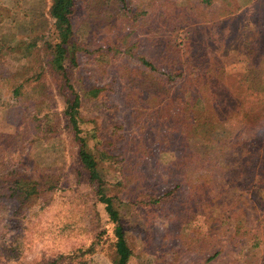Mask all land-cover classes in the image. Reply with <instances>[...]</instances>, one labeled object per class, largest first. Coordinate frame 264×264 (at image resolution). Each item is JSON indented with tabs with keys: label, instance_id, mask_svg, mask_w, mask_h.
<instances>
[{
	"label": "rangeland",
	"instance_id": "1",
	"mask_svg": "<svg viewBox=\"0 0 264 264\" xmlns=\"http://www.w3.org/2000/svg\"><path fill=\"white\" fill-rule=\"evenodd\" d=\"M47 1L45 9V3H39L42 14L23 16L18 12L19 0H0V25L15 18L24 33L48 34L52 26L48 16L51 2ZM77 8L74 29L77 44L83 50L78 52L75 66L68 63V72L71 83L86 98L82 116L85 135L90 133L93 137L91 150L96 157L102 152L113 156L109 163H102L109 187L114 188L110 195L132 202L122 211L126 240L132 251L129 264H264V177H256L255 189L251 187L249 193L239 181L241 175L248 174L243 161L248 166L257 164L264 168V156L258 155L260 160L251 159L255 154L252 138H262L264 134L258 135L261 129L243 123L242 116L226 123L235 140L248 139L247 148L243 155L227 154L230 155L227 171L219 169L214 176L220 184L229 180L230 193L221 198L229 196L233 202L243 194L248 203L233 211L238 214L230 215L228 210L218 209L209 214L208 202L201 205L199 189L191 191L192 186L207 181V174L196 168L185 173L177 162L178 157L188 156L189 151L207 159L212 147L196 137L164 134L175 120L187 124L188 110L185 106L181 116L174 114L173 108L165 110L168 99L156 94L161 93L166 78L137 60L144 56L170 72L168 61L181 62L192 56L195 48L210 39L208 31H216L218 35L237 34L234 24L225 20L228 13L239 14L240 21L249 10L264 15V0H210V3L125 0L117 8L110 6L100 12L88 11L84 0H77ZM240 29L244 36L248 34L246 25ZM119 38H127L135 46L132 55L116 54V48L111 50ZM251 44L256 47L253 40ZM1 45V166L12 170L21 153L36 154L38 164L25 162L22 172L37 177L44 169L48 174L51 168L50 173L60 186L18 214L13 203H0V251L4 256L0 262L24 264L46 255L41 260L53 261L63 256L65 261L58 264H77L70 256L88 246L108 218L94 189L85 178L78 180V145L62 113L61 78L54 77L45 65L43 50L26 54L7 47L6 43ZM216 48L214 45L209 54H217ZM227 53L225 62L232 65L227 70L237 78H244V87L260 97L263 103L260 115L264 118V67L250 69L243 62L245 56L241 50L227 47ZM184 80L175 87L166 84L164 89L175 94ZM18 85L22 86L19 98L14 95V86ZM94 87H102L103 91L97 98L86 97V91ZM232 178L238 183L230 181ZM120 182L124 187L118 186ZM177 184H181L180 188L159 205L137 203L149 200L150 196H160ZM231 205L234 203L224 207ZM241 209L244 213H240ZM210 217L218 220L212 223ZM238 220H243V232L248 233L245 237L234 236V223ZM111 245L98 247L90 256V264H112ZM218 251L221 253L210 260Z\"/></svg>",
	"mask_w": 264,
	"mask_h": 264
},
{
	"label": "trees",
	"instance_id": "2",
	"mask_svg": "<svg viewBox=\"0 0 264 264\" xmlns=\"http://www.w3.org/2000/svg\"><path fill=\"white\" fill-rule=\"evenodd\" d=\"M22 1L19 0L18 12L23 16H29L33 13L42 14L43 11L39 8L41 7L39 3H45V9L46 2H48L47 0L45 2H43L44 0H31L30 3ZM50 2L48 16L51 19L52 27L48 34L30 35L24 33L19 29L18 20L9 18L3 26L0 25V30L4 29L7 31L0 33V47L3 46L1 45L2 43H6L7 47L18 51L23 50L26 54L39 50L44 51L43 60L45 65L49 66V70L54 77L59 76L61 78L59 79V91L62 94L64 105L62 113L67 119L68 127L74 132V141L78 145L80 164V168L77 171L78 180L85 178V181L94 189L93 192L97 201L104 205V211L108 218L107 222L102 225V229L99 228L97 234L92 236V242L88 246L80 248L77 251L78 254H73L70 258L76 261L77 264H90V256L97 252L98 247L109 246V243H111L114 256L112 264H129L132 251L127 244L122 211L126 206L131 205L132 202H123L124 200L119 196L110 195L111 189L114 188L110 189L109 187L102 163H109L113 156L102 152L99 157H96L94 151L91 150L90 139L93 137L90 133L85 135L82 116V107L86 98L71 83L72 79L68 72V63L75 66L78 52L83 50L77 44L74 29V19L78 9L77 0H50ZM124 2L125 0H84L87 10L91 12L106 11L110 6L117 8ZM203 2L210 3V0H203ZM15 8L17 9L16 6ZM228 15L225 20L234 24L237 34L218 35L216 31H208V38L213 41L211 42L208 39L203 45L195 48L194 54L185 61H168L170 72L160 69V67L154 65L144 56H139L137 60L142 66L149 68L153 72L160 73L166 78V83L163 85L161 93L156 94L168 99V104L164 107L165 110L173 108L174 114L178 116L183 114L182 110L185 106L188 110L189 122L183 125L179 120H175V123L169 127L168 131L165 130L164 134L171 135L172 132L178 135L182 134L188 139L196 137L204 145L212 147V152L207 159L200 158L193 151H191L192 153L189 151L188 156L181 155L178 157V167L180 170H186L185 173H187L188 169L196 168L198 171H205L207 174V181L202 185L198 184V187L192 186L191 191L194 193L197 188L199 189L201 205H204L205 201L208 202L207 211L209 214H214L213 211L218 209L222 212L228 210L231 215L238 214V212L233 211L240 205L245 206L244 203L247 204L248 202L243 198V194L240 195L238 200L233 202L228 199L229 196L224 199L221 198L223 195L230 193V189L227 187L229 180L225 179L222 182L226 183L220 184L214 173L219 169L227 171V165L230 161V155L228 156L227 154L236 152L243 155L247 148L248 139L235 140L231 136L229 129L225 127L226 123L228 124L231 118L242 116L241 120L243 123L248 125L255 124L256 128L261 129L258 135H262L264 134V118L263 115H260L263 114V109L260 107L263 103L260 97L251 92V89L249 90L247 86L244 87V78H237L232 75L231 71L227 70L232 65L231 63H226L225 59L228 57L227 47H229L242 51L245 56L243 62L245 61L244 64L249 66L250 69L264 67V42L262 41L264 37L258 38L264 36V24H262L264 15H259L255 11L249 10L242 21H240L239 14L228 13ZM242 25H246L248 28L246 36L241 33L240 27ZM259 29L260 32L258 33ZM252 34L254 37H252ZM252 40L256 42V47L252 46ZM214 45L217 46L218 53L210 55ZM134 47L127 38H119L117 42L112 44L111 50L116 48V54L128 53L132 55ZM218 57H222V59L219 60L220 58ZM183 79L185 80L175 94L171 90L167 92L164 89L166 84L175 87ZM245 81L247 83V77H245ZM21 89L22 86H14L15 97L19 98L21 96ZM102 91V87H94L86 91V97L97 98ZM162 92L166 94H162ZM199 104L203 105L199 106ZM48 127L53 131L51 126ZM252 139L255 142V154L251 155V159L260 160L258 155L264 156V136ZM20 155L22 157L17 160V166L12 168V170L1 166L0 163V203H13L16 207L15 214L20 213V211L24 212V209L32 208V204L38 198L56 191L60 186V183L58 182L57 184L56 182V177L50 173L52 171L51 168L48 174L44 169L37 177L26 171L22 172L21 169L25 167V162L31 161L34 165H37L38 159L36 154L32 153L27 156L25 153ZM244 160L247 161L249 159L245 158ZM243 166L248 174L241 175L239 181L243 182V186L247 190L245 192L249 193L251 187L254 186L255 189L256 177L260 175L264 177V168L257 164L248 166L245 161H243ZM185 173H183L184 177L186 176ZM230 181L238 183L233 178ZM223 185H226L225 189L222 188ZM118 186L122 188L124 183L120 182ZM180 186L181 184H177L173 189L160 196H150L149 200L138 201L137 203L147 202L152 205H159L166 199L171 198ZM221 201H224L225 204L222 205ZM231 203H234V205L224 207ZM240 213H244V211L241 209ZM209 219L212 223L218 220L217 217H210ZM244 229L243 220L236 221L234 223V236H247L248 233L243 232ZM220 253L221 251L216 252L210 260L215 259ZM2 257H4L3 251H0V259ZM45 257L46 255L38 259L32 258L30 262H25L24 264H58L65 261L63 256L53 261L48 259L41 260ZM8 263L12 264V262ZM0 264L2 263L0 262Z\"/></svg>",
	"mask_w": 264,
	"mask_h": 264
}]
</instances>
